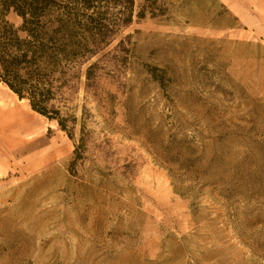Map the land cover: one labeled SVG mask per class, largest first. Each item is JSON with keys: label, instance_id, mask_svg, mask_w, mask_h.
Segmentation results:
<instances>
[{"label": "rangeland", "instance_id": "374dc122", "mask_svg": "<svg viewBox=\"0 0 264 264\" xmlns=\"http://www.w3.org/2000/svg\"><path fill=\"white\" fill-rule=\"evenodd\" d=\"M93 64L72 136L0 86L45 141L0 149V264H264L260 0H135Z\"/></svg>", "mask_w": 264, "mask_h": 264}, {"label": "trees", "instance_id": "16d2710c", "mask_svg": "<svg viewBox=\"0 0 264 264\" xmlns=\"http://www.w3.org/2000/svg\"><path fill=\"white\" fill-rule=\"evenodd\" d=\"M111 8L118 10L114 21L107 19ZM134 9L135 0H0V86L72 136L56 103L67 101L66 91L76 92L83 77L95 89L99 66L86 65L132 22Z\"/></svg>", "mask_w": 264, "mask_h": 264}, {"label": "bare ground", "instance_id": "6f19581e", "mask_svg": "<svg viewBox=\"0 0 264 264\" xmlns=\"http://www.w3.org/2000/svg\"><path fill=\"white\" fill-rule=\"evenodd\" d=\"M26 102V101H20ZM43 123L29 109L9 101L0 94V149L2 152L22 156L45 143Z\"/></svg>", "mask_w": 264, "mask_h": 264}, {"label": "crops", "instance_id": "0c3cea01", "mask_svg": "<svg viewBox=\"0 0 264 264\" xmlns=\"http://www.w3.org/2000/svg\"><path fill=\"white\" fill-rule=\"evenodd\" d=\"M260 4L264 6V0H260Z\"/></svg>", "mask_w": 264, "mask_h": 264}]
</instances>
